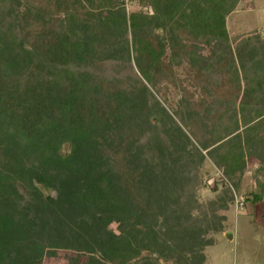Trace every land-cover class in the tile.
Returning a JSON list of instances; mask_svg holds the SVG:
<instances>
[{"label":"rangeland","instance_id":"rangeland-1","mask_svg":"<svg viewBox=\"0 0 264 264\" xmlns=\"http://www.w3.org/2000/svg\"><path fill=\"white\" fill-rule=\"evenodd\" d=\"M117 1L116 8L123 7L127 16L139 9L136 1ZM190 1L176 9L175 21L184 22L181 9L188 8ZM198 1L203 0H195ZM71 6L77 10L79 20L91 27L86 37L91 38L93 33L96 38L92 46L96 52L94 66H108L120 74L122 64L111 63L114 64L116 54L123 56L112 47L122 35L114 31L112 22L103 26L88 15L89 10L98 11L99 5L91 7L86 0H0L1 9L20 15L18 24L25 40L44 54L65 33L66 11ZM231 9L224 20L209 26L218 29L216 38L207 29L197 40L194 31L183 27L170 34L162 28L147 34L155 49L160 38L165 45L151 74L138 71L134 62L137 52L130 44L127 64L137 75L106 79L99 95L102 98L95 97L99 113L112 123L109 135L97 144L102 166L117 178L131 210L149 217L163 241L161 256L145 249L140 260L131 264H264V190L260 187L264 184V140L254 141L252 147L242 146L236 159L228 161L230 168L240 167L234 172L236 176L242 171V176L234 181L214 164L210 152L202 149L204 143L210 146L215 137L219 143L231 141L240 145L251 132L264 138V100L257 105L254 102L244 112L238 106L243 101L241 88L247 77L245 71L242 74L240 59L247 61L257 56L253 73L264 93V0H235ZM144 10L153 12L149 7ZM106 14L103 9L102 15ZM223 26L225 35H220ZM248 34L252 39H245ZM127 35L131 37L130 32ZM214 51L215 60L211 59ZM231 54L236 57L237 69L229 68ZM151 57L149 53L143 55L144 61L149 62ZM5 79L0 71V83ZM117 94L127 99L128 105H120L124 112L120 110L118 114L125 117L114 122L117 109L113 97ZM233 103L234 108L221 119ZM130 106L134 115H128ZM259 111V126L258 121L244 123L243 118L249 119ZM170 130L174 133L170 134ZM35 187L15 180L11 196L17 210L24 212L20 220L22 235H17L18 240L11 236L6 240L17 264H116L104 258L96 246L95 250L86 251L69 247L65 243L68 237L61 242L63 234H69L72 228L64 219L71 213L70 206L56 207L50 199L56 198L52 190L41 184ZM259 193L260 198L252 201L253 194ZM167 202L181 210L182 217L173 220L172 227ZM186 216H190L189 225L193 227L190 232L182 223ZM14 224L10 226L15 229ZM111 226L115 228V223Z\"/></svg>","mask_w":264,"mask_h":264},{"label":"trees","instance_id":"trees-1","mask_svg":"<svg viewBox=\"0 0 264 264\" xmlns=\"http://www.w3.org/2000/svg\"><path fill=\"white\" fill-rule=\"evenodd\" d=\"M86 1L91 7H100L96 12L89 10L90 18L103 26L112 22L114 31L122 35L115 41L116 45H112L123 55L116 54L114 64L111 63L113 66L115 62L122 64L118 75L108 66H94L96 52L92 46L97 42L96 38L93 33L91 38L86 37L91 27L79 20L77 10L72 6L66 11L65 33L58 37L56 45L47 48L45 54L25 40L18 24L20 15L0 7V71L6 76L0 83V264L18 262L12 259L6 241L9 236L18 240L17 235L21 236L24 231L20 225L24 212L17 210L11 197L18 179L33 189H36V184H41L52 190L56 198L50 199L56 207L70 206L71 213L64 219L69 220L72 228L60 240L63 242L68 237L65 243L69 247L91 251L96 246L104 258L116 264L135 263L145 249L158 252L160 256L163 254V241L153 228L152 221L143 213L131 210L130 200L117 178L108 167L102 166V153L97 144L109 135L112 123L99 113L97 105H94L97 102L95 97L102 98L99 95L106 79L112 81L119 75V78H126L136 74L131 64H127L130 62V44L137 52L134 62L138 71L151 74L163 56L165 45L160 38L155 49L147 34H152L157 28L170 34L183 27L194 31L197 40L207 29L212 30V34L207 35L216 38L219 36L218 29L209 26L224 20L235 0H211L212 3L192 0L188 8L181 9L182 23L175 21L173 16L176 9L189 0H133L139 9L131 11L128 16L123 7L116 8L119 4L117 0ZM146 7L152 9V14L144 10ZM103 9H106V15H102ZM128 32L131 33L130 38ZM221 34L225 35L224 26ZM251 36L248 34L245 39ZM239 44L237 42V46ZM215 51L211 58L214 60ZM146 53L152 55L149 62L143 59ZM235 58L232 54L228 56L230 70L237 69ZM240 60L242 74L245 71L247 75L241 88L243 101L238 103L239 110L244 112L254 102L257 105L264 100V93L253 73L254 64L259 60L257 56L247 61ZM117 96L113 97L117 109L114 122L125 117L118 114L120 110L124 112L120 105H128L127 99ZM235 105H229L221 119H225L226 111H231ZM129 110L128 115H131L134 108L130 106ZM260 112L249 119L243 118L244 123L260 120ZM171 133H174L173 130H170ZM263 140L256 132H251L241 145L231 141H228L231 144L219 143V138L215 137L210 146L218 143L216 146L208 149L209 144L204 143L202 149L210 152L214 164L234 181L242 176V171L239 170L236 176L234 172L240 167L230 168L228 161L236 159V153L242 146L252 147L254 141ZM260 187L264 190V184ZM260 196L261 193L253 194L252 201L256 202ZM173 205L167 202L169 227H172L173 220L182 217L180 208ZM189 217L186 216L182 222L187 225L188 232L193 228L189 225ZM11 223H16L15 229L10 226ZM112 223H115V228ZM34 252L37 253L36 250ZM31 255L27 254V257L31 258Z\"/></svg>","mask_w":264,"mask_h":264},{"label":"water","instance_id":"water-1","mask_svg":"<svg viewBox=\"0 0 264 264\" xmlns=\"http://www.w3.org/2000/svg\"><path fill=\"white\" fill-rule=\"evenodd\" d=\"M228 238H231V234L230 233H227L226 234Z\"/></svg>","mask_w":264,"mask_h":264}]
</instances>
